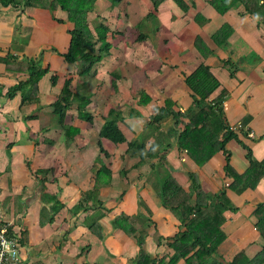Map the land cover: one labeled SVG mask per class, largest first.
I'll use <instances>...</instances> for the list:
<instances>
[{
    "label": "crops",
    "instance_id": "obj_1",
    "mask_svg": "<svg viewBox=\"0 0 264 264\" xmlns=\"http://www.w3.org/2000/svg\"><path fill=\"white\" fill-rule=\"evenodd\" d=\"M182 1L161 0L156 6L151 0L95 1L88 21L91 27V22L108 27L110 47L90 74L99 80V88L89 91L87 109L93 120L80 119L76 103H72L63 123L52 103L72 69L64 58L73 28L67 11L0 3V56L7 52L18 60L40 56L42 66L48 68L38 82L39 101L22 103L20 92L9 96L7 90L28 74L0 62V223L11 222L18 235L23 227L27 230V241L20 244L23 263L127 264L138 246L134 237L113 226L112 219L120 212L145 214L140 198L147 203L152 221L146 249L154 256L173 253L165 237L174 234L178 220L157 200L148 179L151 162L158 160L139 161V152L127 151V145L155 133L149 131L147 123L154 107L163 105L165 99L174 102V110L193 105L185 76L201 62L220 83L210 97L222 88L227 91L222 99L223 116L237 135L225 145L230 164L238 173L244 172L249 166L248 149L253 159L264 164V24L242 4L219 13L210 0ZM224 24L229 28L221 34L224 39L216 43L212 35ZM196 37H200L197 46ZM52 75L57 77L54 84ZM141 90L150 96L147 104L138 102ZM105 117L116 119L124 142L114 143L99 135ZM171 121V116L164 118L160 128L166 130ZM69 126L78 128L72 139L65 135ZM100 144L108 155L100 151ZM96 156L112 172L110 184L101 187L98 196L110 209L100 219L103 239L83 222L87 213H93L92 207L76 215L69 210L92 188L91 167ZM224 164V153L219 151L199 166L175 143L166 150L163 162L184 188L190 184L188 172H195L205 192L224 190L233 204V208L222 210L225 239L215 253L220 264H228L238 252L251 259L264 249V231L257 227L255 214L257 205L264 203V175L253 188L233 190L229 187L233 179L224 172ZM39 168H52L43 183L46 192L63 203L44 225L39 223L43 204L41 178L35 173Z\"/></svg>",
    "mask_w": 264,
    "mask_h": 264
},
{
    "label": "trees",
    "instance_id": "obj_2",
    "mask_svg": "<svg viewBox=\"0 0 264 264\" xmlns=\"http://www.w3.org/2000/svg\"><path fill=\"white\" fill-rule=\"evenodd\" d=\"M95 1L0 0V3L4 6H39L51 10L60 7L67 11L68 19L73 23V28L69 31L71 37L69 46L64 53V58L67 63L72 65V69L68 76L64 78L59 95L52 103L53 111L59 116L60 123H63L65 113L72 103H76L80 119L88 122L93 120L92 113L87 109V105L91 102V93L74 90L72 83L75 78L92 73L95 64L103 58V55L107 53L110 47V43L107 41L108 27L100 22L91 27L88 21V13L93 11ZM110 1L115 4L120 0ZM151 1L156 6L157 2L161 0ZM175 1L180 4L183 3L182 0ZM209 3L219 13H224L236 4H242L248 14L259 17L260 22L264 24V0H210ZM183 9L185 10L186 6ZM228 28L227 24L222 25L212 35L213 40L216 43H220L224 39V36L221 37L222 32ZM142 38L138 36V39ZM199 42L200 37H196V46ZM0 62H3L7 68L12 67L16 71H25L28 74L25 80H20L8 88L7 94L13 96L15 93L20 92L22 103H37L39 101L38 82L48 70V68L42 66L40 56L24 57L18 60L13 54L8 52L5 56H0ZM56 80L57 77L52 75L51 82L54 84ZM185 82L192 91L193 105L183 111L174 110V102L170 99H168L169 101L165 99L163 105L154 107V113L150 116L147 123L150 131H155V133L144 134L140 140L135 139L129 142L127 146V151L132 153L139 152V161L144 159L152 160L154 158L158 160L157 163L151 162V170L160 174L159 181L155 184L156 193H158L162 206L168 209L178 220V228L174 234L165 237L167 239L165 244L167 247L169 246L168 249H171L173 253L169 255L166 252L161 256H154L146 249L144 245L145 239L148 234V227L152 221L149 208L144 204L143 199L140 198L139 204L144 209L145 214L120 212L112 219L114 227L121 229L126 235L132 236L136 240L138 250L134 257L127 259V264H177L180 260H183L184 264H220L215 253L220 243L225 239V233L222 230L224 221L222 210L224 208H233L234 206L224 190L217 194L205 192L201 188L195 172H188L190 179L188 189L178 182L163 165L165 152L172 146V143L177 145L178 150H183L189 157L191 156L190 158L199 166L208 162L215 153L222 151L225 156L224 172L233 179L229 184V187L233 190L241 191L246 188H253L264 175V164L253 159L249 149L246 155L249 160V166L244 172L238 173L230 164V153L226 150L225 145L230 139L236 138L237 135L228 128L223 116L222 99L227 94V91L222 88L216 94L217 96L210 97L219 88L220 83L210 71L208 65L203 62L199 63L190 74L185 76ZM112 87L115 90L117 89L114 82H112ZM138 100L141 104H147L150 101V96L141 90ZM109 112H112V109ZM169 116L172 118V125L166 130H162L160 122ZM101 130L99 135L114 143L125 141V137L122 135L123 133L114 118L105 117ZM77 132L78 128L69 126L65 130V135L68 139H72ZM191 135L194 137L192 138ZM150 137L152 139L147 142ZM171 137L173 142L170 141ZM206 143L208 144L206 145ZM205 147L208 149L206 150ZM100 151L104 152L101 144ZM104 154L107 155V152H104ZM50 170L52 168H39L35 171L36 174L40 175L42 184L40 198L43 204L39 215L40 225L51 221L54 215L63 207V203L60 202L55 194L46 192L43 182L46 179L45 175ZM91 170L94 174V184L90 189L91 191L88 190L85 193V197L76 202L69 210L72 215H76L92 207L93 213H87L83 222L99 239H103L104 234L100 219L110 209L104 206L103 201L98 196L100 188L110 184L112 172L100 156H96L94 159ZM125 172L126 170L122 169V173ZM88 201H91L92 204L89 205ZM255 214L258 217L256 225L263 232L264 203L257 205ZM17 222H19V219ZM11 226L13 227L12 223ZM19 232V242L24 244L27 241V230L23 227ZM263 262L264 249L251 259L246 257L244 253L238 252L228 264H262ZM23 264L43 263L39 260Z\"/></svg>",
    "mask_w": 264,
    "mask_h": 264
},
{
    "label": "built area",
    "instance_id": "obj_3",
    "mask_svg": "<svg viewBox=\"0 0 264 264\" xmlns=\"http://www.w3.org/2000/svg\"><path fill=\"white\" fill-rule=\"evenodd\" d=\"M18 237L11 222L0 223V264H23Z\"/></svg>",
    "mask_w": 264,
    "mask_h": 264
},
{
    "label": "rangeland",
    "instance_id": "obj_4",
    "mask_svg": "<svg viewBox=\"0 0 264 264\" xmlns=\"http://www.w3.org/2000/svg\"><path fill=\"white\" fill-rule=\"evenodd\" d=\"M16 8V7H15ZM91 18V16H89V19ZM91 25L93 26V22H91ZM91 74V73H90ZM88 74V75H90ZM83 76V77H79V78H75L73 83H72V88L78 91L84 90V91H95L96 89H98V82L99 80L97 78L94 77V75H90V76ZM150 131V129H149ZM142 138V136L138 137V140H140ZM159 177L160 174L157 172L155 173L154 171L150 170L149 173V181L150 184L152 185L154 191L156 192V188H155V184L157 181H159ZM161 181V179H160ZM158 197V195H157ZM157 200H160L159 197L157 198ZM144 204L146 205L147 203L143 200ZM160 202V201H159ZM147 206V205H146Z\"/></svg>",
    "mask_w": 264,
    "mask_h": 264
},
{
    "label": "bare ground",
    "instance_id": "obj_5",
    "mask_svg": "<svg viewBox=\"0 0 264 264\" xmlns=\"http://www.w3.org/2000/svg\"><path fill=\"white\" fill-rule=\"evenodd\" d=\"M79 1V0H78ZM75 4V3H74ZM79 4V3H78ZM57 5V4H56ZM196 7V6H195ZM62 9V8H61ZM71 9V8H70ZM79 9V8H78ZM53 10V9H52ZM198 14V13H197ZM202 15V14H201ZM201 15H199V16H201ZM198 16V15H197ZM201 22V21H200ZM221 27V26H220ZM69 31V30H68ZM71 38V37H70ZM219 47V46H218ZM8 53V52H7ZM202 55V54H201ZM204 58V57H203ZM52 64V63H51ZM70 64V63H69ZM51 67V66H50ZM53 67V66H52ZM56 67V66H55ZM200 68V67H199ZM202 69V68H201ZM51 70V69H50ZM205 77V76H204ZM217 81V80H216ZM201 83V82H200ZM15 84V83H14ZM76 89V88H75ZM214 89V88H213ZM81 92V91H80ZM222 94V93H221ZM220 95V94H219ZM205 96V95H204ZM217 96V95H216ZM201 99V98H200ZM168 100V99H167ZM78 101V100H77ZM139 101V100H138ZM158 101V100H157ZM169 101V100H168ZM51 106V105H50ZM123 107V106H122ZM112 109V108H111ZM152 109V108H151ZM163 109V108H162ZM116 112V111H115ZM169 112V111H168ZM173 112V111H172ZM205 112V111H204ZM158 113V112H157ZM178 113V112H177ZM158 115V114H157ZM198 115V114H197ZM128 116V115H127ZM152 116V115H151ZM202 116V115H201ZM182 118V117H181ZM160 120V119H159ZM183 120V119H182ZM220 120V119H219ZM191 121V120H190ZM122 122V121H121ZM156 122V121H155ZM172 122V121H171ZM178 123V122H177ZM182 123V122H181ZM169 125V124H168ZM220 125V124H219ZM218 125V126H219ZM204 126V125H203ZM156 127V126H155ZM207 129V128H206ZM102 131V130H101ZM103 132V131H102ZM103 134V133H102ZM153 134V133H152ZM159 134V133H158ZM79 135V134H78ZM123 135V134H122ZM188 136H190V135H188ZM187 136V137H188ZM192 136V138L194 137L193 135H191ZM160 137V136H159ZM166 137H168V136H166ZM186 137V138H187ZM179 138V137H178ZM222 138V137H221ZM195 139V138H194ZM182 140V139H181ZM187 140V139H186ZM196 140V139H195ZM201 140H203V139H201ZM63 141V140H62ZM194 141V140H193ZM206 141V140H205ZM175 142V141H174ZM100 143V142H99ZM140 143V142H139ZM50 144V143H49ZM131 144V143H130ZM153 144V143H152ZM160 144V143H159ZM192 144H193V142H192ZM194 144H195V142H194ZM208 143H206V145H207ZM202 145V144H201ZM211 145V144H210ZM128 146V145H127ZM212 146V145H211ZM105 147V146H104ZM166 147V146H165ZM195 147V146H194ZM209 147V146H208ZM219 147V146H218ZM206 148V150L208 149L207 147H205ZM134 149H136V148H134ZM201 149H203L202 147H201ZM200 149V150H201ZM125 150V149H124ZM194 150V149H193ZM211 150V149H210ZM121 151V150H120ZM213 152V151H212ZM207 153V152H206ZM210 153V152H209ZM208 153V154H209ZM192 154V153H191ZM196 154H197V152H196ZM108 155V154H107ZM118 155V154H117ZM142 155V154H141ZM198 156H200V155H198ZM121 157V156H120ZM191 157V156H190ZM142 159V158H141ZM205 159V158H204ZM145 160V159H144ZM196 160V159H195ZM190 162V161H189ZM205 162V161H204ZM137 164V163H136ZM192 165V164H191ZM184 169V168H183ZM33 171V170H32ZM176 174V173H175ZM198 178V177H197ZM165 181V180H164ZM168 183V182H167ZM164 184V183H163ZM195 184V183H194ZM97 186V185H96ZM96 188V187H95ZM94 189V188H93ZM91 191V190H90ZM158 191V190H157ZM156 194V193H155ZM158 194V193H157ZM98 196V195H97ZM259 205V204H258ZM198 206V205H197ZM87 209V208H86ZM147 210V209H146ZM142 211V210H141ZM151 214V213H150ZM154 215V214H153ZM200 215V214H199ZM198 215V216H199ZM181 217V216H180ZM187 217V216H186ZM182 221H183V219H182ZM114 222V221H113ZM186 226V225H185ZM120 234V233H119ZM181 238H183V237H181ZM191 242H192V240H191ZM198 242V241H197ZM140 244V243H139ZM218 244V243H217ZM173 245V244H172ZM185 245V244H184ZM183 245V246H184ZM169 247V246H168ZM210 247V246H209ZM190 248V247H189ZM188 250V249H187ZM190 250V249H189ZM187 252V251H186ZM206 253V252H205ZM144 257V256H143ZM195 259H196V257H195ZM142 260V259H141ZM197 263H198V261H197Z\"/></svg>",
    "mask_w": 264,
    "mask_h": 264
}]
</instances>
